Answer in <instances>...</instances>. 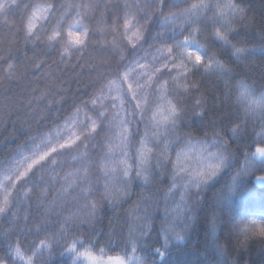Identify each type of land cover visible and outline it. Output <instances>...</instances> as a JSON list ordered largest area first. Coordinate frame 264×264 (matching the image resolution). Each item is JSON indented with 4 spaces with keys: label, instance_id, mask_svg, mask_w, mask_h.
I'll return each instance as SVG.
<instances>
[{
    "label": "snow or ice",
    "instance_id": "obj_1",
    "mask_svg": "<svg viewBox=\"0 0 264 264\" xmlns=\"http://www.w3.org/2000/svg\"><path fill=\"white\" fill-rule=\"evenodd\" d=\"M103 7L114 11L101 27L92 26L101 0H0V27L23 40L33 76L51 67L41 57L57 55L59 67L91 47L110 58L82 93L86 98L74 101L62 122L53 120L55 129L44 125L66 103L62 93L31 88L28 107L40 104L49 115L26 141L28 153L0 180V219L10 225L0 235V244L8 241L0 264H219L209 251V228L221 255L228 245L242 254L250 241H264V83L237 71L257 53L239 38L254 23L246 0H107ZM14 45L0 51V80L21 78ZM259 51L264 63V36ZM194 77L222 85L216 119L208 118L202 98L188 109L185 97L199 90ZM239 154L244 164L236 168ZM134 183L152 186L156 214L101 245L94 223L102 208L115 212ZM17 188L23 196L14 202ZM177 195L184 205L179 218L169 206ZM22 203L26 211L35 203L39 216L35 223L22 217L23 234L11 227ZM197 206L206 224L197 249L204 251H196L195 261L182 260ZM69 208L76 211L65 215ZM218 228L224 243L215 237Z\"/></svg>",
    "mask_w": 264,
    "mask_h": 264
},
{
    "label": "trees",
    "instance_id": "obj_2",
    "mask_svg": "<svg viewBox=\"0 0 264 264\" xmlns=\"http://www.w3.org/2000/svg\"><path fill=\"white\" fill-rule=\"evenodd\" d=\"M42 2V0H38ZM107 0H101V8L96 13L95 19L92 21V26L100 24L101 27L106 26L105 21L110 23V13L114 10L105 9L103 3ZM111 3H115L116 0H110ZM141 2L151 3L152 0H141ZM170 3H178L183 5V0H169ZM247 6L250 7V16L254 18V23L247 32L241 30L239 38H246L249 43L248 47L256 48V56L250 60L242 61V66L237 69L244 76L241 78H251L249 82L264 83V63H262V57L259 51L261 45L262 36H264V0H246ZM111 39V37H109ZM15 41L14 48L17 51L18 57L23 60V64L20 66L21 78H18L15 82L0 80V180H3L5 176L10 175L12 171L18 166V162L22 159L21 154H27L28 149L24 147L27 140L34 134H36L38 122L48 116L42 105L33 103L31 108L28 107L29 100L32 93L31 88H38L44 90L46 87L51 88L53 92H60L63 95V107L57 110H53L51 116L46 120L44 130L52 127L55 129L53 120L57 117L63 121V118L71 114L72 105L74 101H78L82 97V93L88 89V85L95 81V79L101 73H104L106 69V62L110 61L107 53H101L98 49L93 50L89 48L83 56H77L68 64L53 63V60H58L57 55H53L52 59L47 57H41L42 60H47V64L51 67L42 68L36 76L32 75L34 71V65L30 62V59H24L23 56V40L8 32L6 28L0 27V51H6L10 46V43ZM205 43L203 39L200 41ZM151 51V50H149ZM28 57H32V53L28 52ZM39 62V61H37ZM51 76V79L49 77ZM199 84V90L191 92L185 97L188 109H192L195 106V100L202 98L204 101V107L208 111V118L216 119L212 115L213 109L218 106V98L221 96L219 88L222 85H218L214 79L201 80L200 77L193 78ZM11 93V94H9ZM60 99V97H57ZM199 110V109H197ZM85 112L82 110L80 118L83 119ZM191 112L189 111V117ZM187 119V118H186ZM187 129H182V132H186ZM25 133L28 135L26 136ZM198 137L202 134L194 133ZM211 136V132H209ZM38 142V141H37ZM235 144L232 148L235 149ZM239 163L235 165L236 168L241 167L244 164V157L242 154L238 155ZM70 170L67 166L65 171ZM260 173L258 172L257 175ZM37 175H40L38 173ZM47 179V177H45ZM7 183V181H5ZM23 185H21V188ZM167 188V185L164 186ZM21 188H17L13 192V201H21L23 193ZM152 186L140 187L134 183L131 187L129 196L125 197L119 202V206L113 212L110 208H102V212L98 221L94 223V228L97 233H101V245L111 235L114 240L119 239V235H127L130 225H138L144 216H154L156 214V207L151 203ZM215 189L207 193V198L210 200ZM51 199V197H50ZM171 217L179 218L183 214L184 205L179 202V196L175 197V202L170 201ZM28 209V204L22 203L21 206L15 211L21 217L14 225H11L15 231L24 233L26 228V222L22 218L25 215L30 217V223H35V220L39 218L35 203L32 204L31 210ZM68 211H76L75 208H69ZM161 218L163 217V206L160 209ZM194 219L191 222V227L187 234V239L183 245H181L182 254L179 255V259L196 260V251L203 253L204 249H197V245H203L205 239V218L204 213L200 211L197 206L196 213H192ZM137 217L140 219L138 220ZM161 225V219L155 220V227L158 229ZM8 222L0 219V235L5 229L9 228ZM154 235V234H153ZM209 239V251H211L219 264H223L225 259L231 261L242 255L241 264H264V241L259 239L252 240L248 244V248L242 254L238 250H233L232 245H228L225 249L224 255L216 249L212 243L213 234L211 229L207 232ZM215 237L220 240V243H224L223 234L219 228L215 232ZM95 238V237H93ZM29 240L34 239L32 236H28ZM8 241H4L0 244V249L7 244ZM234 244V242H233ZM3 252L0 250V255ZM48 253L45 254L46 258ZM137 256H142L140 252L136 253ZM51 260L58 258V252L51 254Z\"/></svg>",
    "mask_w": 264,
    "mask_h": 264
}]
</instances>
